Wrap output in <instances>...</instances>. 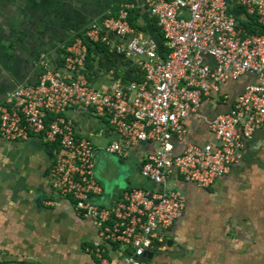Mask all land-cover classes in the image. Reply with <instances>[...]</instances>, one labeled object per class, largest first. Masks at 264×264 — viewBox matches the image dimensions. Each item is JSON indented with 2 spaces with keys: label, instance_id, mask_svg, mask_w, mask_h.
Here are the masks:
<instances>
[{
  "label": "built area",
  "instance_id": "built-area-1",
  "mask_svg": "<svg viewBox=\"0 0 264 264\" xmlns=\"http://www.w3.org/2000/svg\"><path fill=\"white\" fill-rule=\"evenodd\" d=\"M143 1L161 28L166 57L131 24L137 5L124 2L76 36L61 65L42 54L38 80L16 87L0 103V135L57 144L52 187L72 197L78 213L94 218L103 239L124 247L130 264H140L185 213L186 200L168 184L174 173L200 187L214 184L242 159L245 139L264 122V33H248L232 11L241 6L264 25V0ZM112 36L120 39L117 52L144 72L142 81L91 84L84 72L88 43L109 44ZM245 75L254 80L229 108L205 118L214 139L187 140V119L200 116L204 101ZM72 107L109 119L119 135L106 148L110 153L126 156L139 142L153 144L140 169L150 184L126 188L110 205L97 203L93 198L102 187L94 177L95 145L77 135L73 120L64 116ZM94 252L107 261L103 248Z\"/></svg>",
  "mask_w": 264,
  "mask_h": 264
},
{
  "label": "crops",
  "instance_id": "crops-1",
  "mask_svg": "<svg viewBox=\"0 0 264 264\" xmlns=\"http://www.w3.org/2000/svg\"><path fill=\"white\" fill-rule=\"evenodd\" d=\"M124 2L137 5L138 23L146 28L138 31L163 45L143 0H0V103L16 87L38 80L42 54L59 63L73 37ZM119 41L112 36L107 53H92L95 63L102 58L105 65L91 70L93 86L110 84L121 78H116L117 73L138 67L123 54L106 63L117 52ZM252 80V75H245L204 101L201 115L186 121L187 140H213L205 118L227 110ZM64 116L73 120L77 135L94 142V177L102 187L93 198L97 203L110 205L126 188L150 184L138 175L142 176V161L154 150L153 144L139 142L126 156L110 153L106 148L119 135L107 117L84 107H72ZM50 145L37 136L10 141L0 135V260L3 264H130L128 251L103 239L94 218L78 213L69 196L56 195L49 173L57 147L53 155ZM100 150L119 160L130 159L123 182L105 176ZM168 184L186 198L185 213L162 240L155 241L140 264H264V122L245 139L242 159L214 184L200 187L177 173ZM96 247L104 249L106 262L96 255Z\"/></svg>",
  "mask_w": 264,
  "mask_h": 264
},
{
  "label": "trees",
  "instance_id": "trees-1",
  "mask_svg": "<svg viewBox=\"0 0 264 264\" xmlns=\"http://www.w3.org/2000/svg\"><path fill=\"white\" fill-rule=\"evenodd\" d=\"M118 7L116 8V10L118 9ZM116 10L114 11V13L116 12ZM232 11L240 18V24L244 26V28L246 29V31L248 33H251V32L264 33V25L258 23L257 19L255 17L251 18L249 15H245V9L243 7L235 5L233 7ZM130 22L137 30H141V29L146 30V28L143 25L138 23V15H137L135 9L132 10L130 13ZM151 25L163 38L161 28L158 25L156 18H154V17L151 18ZM74 38L75 37H73L72 40ZM160 47H162V49H163V56L166 57L168 50L166 49V47L164 45H160ZM101 50L104 53H107V51H108L107 44L101 43V42H90V43H88V54L86 57V65H85L84 72L87 74L89 80H91V74H93V71H91L92 69L95 70L96 67H98V66H100L102 68L105 66L104 60H102V58H98L97 59L98 62L95 63L96 57L92 56V53H94V52L96 53V52L101 51ZM62 63H64V56H63V58H61L59 60V64L61 65ZM96 65H98V66H96ZM109 68L110 67H108V69ZM117 77H121L124 82L142 81L144 79V72L139 67H137V68H134L132 72L128 71L126 74L117 73L116 78ZM51 118H52V116L49 115V120ZM56 147H57V144H52V146L50 145V152L53 155H54L53 150H55Z\"/></svg>",
  "mask_w": 264,
  "mask_h": 264
},
{
  "label": "rangeland",
  "instance_id": "rangeland-1",
  "mask_svg": "<svg viewBox=\"0 0 264 264\" xmlns=\"http://www.w3.org/2000/svg\"><path fill=\"white\" fill-rule=\"evenodd\" d=\"M97 86V85H96ZM96 142V139H95ZM199 142V141H197ZM100 153H102V161L100 162V168L104 170L105 176L108 178H111L114 182L121 183L123 182V178L129 174L130 171V159H117L115 154H110L107 152H104L103 150H100ZM139 178L142 176L138 175ZM56 192V191H55ZM57 196L60 197L58 192H56ZM73 199L72 197H70ZM185 198V197H183ZM198 198H202L200 195ZM186 200V198H185Z\"/></svg>",
  "mask_w": 264,
  "mask_h": 264
},
{
  "label": "water",
  "instance_id": "water-1",
  "mask_svg": "<svg viewBox=\"0 0 264 264\" xmlns=\"http://www.w3.org/2000/svg\"><path fill=\"white\" fill-rule=\"evenodd\" d=\"M122 57V54L121 53H119V52H115L114 53V55H113V57H112V59H108L107 61H106V63H112V62H116L117 61V58H121ZM148 253H151V252H146L145 253V255H147Z\"/></svg>",
  "mask_w": 264,
  "mask_h": 264
}]
</instances>
